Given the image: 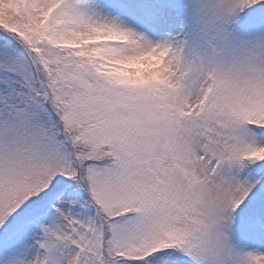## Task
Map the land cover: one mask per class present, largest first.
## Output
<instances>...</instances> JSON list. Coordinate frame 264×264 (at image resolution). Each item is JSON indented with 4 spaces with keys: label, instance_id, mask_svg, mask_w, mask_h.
<instances>
[{
    "label": "snow or ice",
    "instance_id": "1",
    "mask_svg": "<svg viewBox=\"0 0 264 264\" xmlns=\"http://www.w3.org/2000/svg\"><path fill=\"white\" fill-rule=\"evenodd\" d=\"M0 264H264V0H0Z\"/></svg>",
    "mask_w": 264,
    "mask_h": 264
}]
</instances>
